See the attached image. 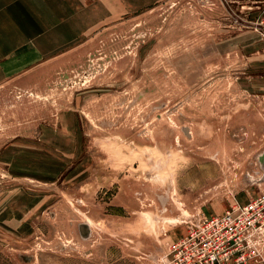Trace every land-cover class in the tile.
<instances>
[{
  "label": "rangeland",
  "instance_id": "obj_1",
  "mask_svg": "<svg viewBox=\"0 0 264 264\" xmlns=\"http://www.w3.org/2000/svg\"><path fill=\"white\" fill-rule=\"evenodd\" d=\"M254 1L118 9L0 84V264H162L264 196Z\"/></svg>",
  "mask_w": 264,
  "mask_h": 264
},
{
  "label": "crops",
  "instance_id": "obj_2",
  "mask_svg": "<svg viewBox=\"0 0 264 264\" xmlns=\"http://www.w3.org/2000/svg\"><path fill=\"white\" fill-rule=\"evenodd\" d=\"M161 0H0V84L39 60L85 39L118 9L132 11ZM264 0L241 4V13L264 16ZM260 11V12H256ZM262 19V18H261ZM258 24V25H257ZM263 20L251 28L248 50L264 54ZM257 31V32H256Z\"/></svg>",
  "mask_w": 264,
  "mask_h": 264
},
{
  "label": "built area",
  "instance_id": "obj_3",
  "mask_svg": "<svg viewBox=\"0 0 264 264\" xmlns=\"http://www.w3.org/2000/svg\"><path fill=\"white\" fill-rule=\"evenodd\" d=\"M264 196L202 218L162 256V264H264Z\"/></svg>",
  "mask_w": 264,
  "mask_h": 264
}]
</instances>
